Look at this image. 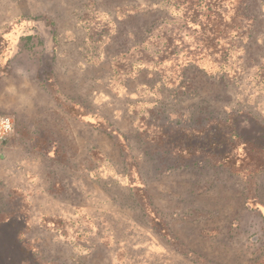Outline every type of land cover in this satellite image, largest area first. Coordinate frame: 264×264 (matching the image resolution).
<instances>
[{"label":"rangeland","instance_id":"rangeland-1","mask_svg":"<svg viewBox=\"0 0 264 264\" xmlns=\"http://www.w3.org/2000/svg\"><path fill=\"white\" fill-rule=\"evenodd\" d=\"M134 1L157 2L0 0V115L15 117L16 133L0 143V170L11 169L10 186L28 188L33 223L57 213L72 224L63 222L66 237L37 228L30 235L41 236L48 264H264V169L253 152L240 149L248 152L247 169L234 172L213 157L217 151L181 158L156 142L158 131L227 118L226 132L257 136V124L264 125V0H245L251 24L232 38L223 67L188 61L173 85L142 68L121 88L114 57L141 45L147 29L168 16L158 7L132 12ZM34 21L43 30L23 37ZM14 27L17 48L2 47ZM175 33L193 42L184 29ZM50 72L53 88L45 80ZM70 100L104 115L128 145L68 112ZM40 133L55 141L60 158L34 148ZM8 197L0 191V207H9Z\"/></svg>","mask_w":264,"mask_h":264},{"label":"trees","instance_id":"trees-1","mask_svg":"<svg viewBox=\"0 0 264 264\" xmlns=\"http://www.w3.org/2000/svg\"><path fill=\"white\" fill-rule=\"evenodd\" d=\"M245 4V0H164V5L170 9L169 17L151 26L147 38L141 45L136 46L132 50L133 52L115 58V73L127 74L128 70L131 71L132 65L137 64L133 63V60L134 62L149 61L159 68L166 83L173 85L181 78V67L188 61L205 62L210 67H223L228 59L229 50L232 48V38L244 34L250 27L251 21ZM33 24H35L33 30L23 37L35 39L36 32L43 30L41 24L36 21ZM175 29H184L185 34L187 32L193 36V42L186 43V38L182 34L176 37ZM14 30L15 32L6 38L8 40L2 43V47L12 44L13 49L17 48V39L21 37L20 27H14ZM45 33L53 38L56 37V33H52L49 28ZM183 42L184 46L180 45ZM50 44L46 42L45 46L50 48ZM53 62L54 59L51 57L47 64L52 66ZM45 80L49 81V85L53 88L52 72ZM64 106L72 115L108 132L119 139L123 146L128 145L126 134L115 128L107 119L93 115L72 100L64 103ZM233 121H235L232 123L235 127L237 124L246 127L244 120ZM230 125V118H227L216 120L204 127L158 131L156 142L161 146L172 148L181 158H190L201 150L217 151L218 154H213L215 155L213 157L222 161L234 172H242L246 168L244 158L247 157L248 152L244 156L239 153L240 149L243 152L246 149L253 152L254 165L261 170L264 169V144L260 143V141L264 142V125L257 124L259 129L253 130L256 137L238 135L237 132L234 134L226 132V127ZM249 129L252 130L250 126ZM15 136L14 130L11 137L15 138ZM36 141L35 149L44 148L53 158L61 157L57 150L58 145L55 144V141L52 143L47 141L45 133H40ZM45 144L48 146L44 147ZM254 153L263 155L255 157ZM125 159L129 163L128 172L132 176L136 173V169L133 164L131 165L133 161L131 154L126 153ZM239 161L243 163L239 165ZM133 187L135 186L133 185ZM138 187L142 188L140 185ZM26 196V192L16 189L12 199L14 207L19 201L24 203V206L9 212H0V264H48L39 251V247L23 236L24 231L28 228L29 216ZM145 208L147 209L146 205ZM52 222H55V219L48 225H51ZM57 224L64 226L61 220L57 221ZM160 230L171 242L176 241L168 229L162 226ZM262 258L264 259V253Z\"/></svg>","mask_w":264,"mask_h":264},{"label":"crops","instance_id":"crops-1","mask_svg":"<svg viewBox=\"0 0 264 264\" xmlns=\"http://www.w3.org/2000/svg\"><path fill=\"white\" fill-rule=\"evenodd\" d=\"M132 12H136V13H141V12H144L146 10H149L153 7H158L162 10H166L167 12V15L166 17H169V14H170V9L168 7H166L164 5V0H157L156 4H153V3H142V2H138V1H134L132 2ZM154 5V6H153ZM153 26V25H152ZM151 27H149L146 31V35L145 37L142 39L141 43L143 42V40L145 38H147L148 36V30L150 29ZM136 46H134L132 49H129L128 51H125V52H121L120 54H118L117 56L114 57V60L115 58L119 57L120 55L122 54H129L130 52H133L132 50L135 48ZM114 60H113V67H114ZM133 63H137V64H133L132 65V68H131V71L128 70L127 74L125 73H115V70H114V74H113V78H114V82L117 86L121 87V88H126L127 86V83L128 81L130 80H133L136 78V73L140 70H142V68H151L150 70H156L159 72L160 74V77L163 79L164 83H166V80L163 78V75L161 74V71L159 70V68H157L156 66H154L151 62L149 61H141V62H134L133 60ZM168 85V84H167ZM86 109V108H85ZM88 112L92 113L93 115L99 117V118H103V119H107L104 115L98 113V112H94V111H91V110H88L86 109ZM130 113L134 114V116L136 117L137 114L139 113L136 109V105H131L130 107ZM85 121V120H84ZM109 121V120H108ZM86 123H88V121H85ZM114 126V125H113ZM115 127V126H114ZM117 128V127H115ZM118 129V128H117ZM119 131H121L120 129H118ZM2 144V142H0ZM0 144V145H1ZM2 146V145H1ZM3 154H1V151H0V160H2ZM10 175H11V169H5V170H0V182L2 183L0 185V191L2 192V194L4 195V192L7 196H9V201H10V205L9 207H4L3 206V203L0 207V212H9L11 210H15V209H18V208H21L24 206V203H21L18 199V203L15 204L16 207H14V200L13 199V196L15 194V190H21L23 192H26L27 193V196L29 195V190H27L28 188L24 189L25 187H23L22 185L18 184V185H13V186H10ZM3 182L5 184H3ZM50 192L53 194L54 192L50 190ZM49 192V193H50ZM56 192V191H55ZM50 193V194H51ZM26 196V197H27ZM6 198V196H5ZM4 198V200H5ZM28 201V200H27ZM28 213H29V216H28V228L24 231L23 233V236L27 237L29 240H31L32 242H34V244H36L38 247H39V251L42 253L43 252V248H42V245L40 244L41 243V236H36L35 234L33 235H30V232L33 228H37L38 230L40 231H47L49 233H55V235H63L66 237V235L68 234L67 233V230L63 228V226L61 224H57V221L61 220V222H65V224L69 227L72 228V224L68 223V220H67V217H64L62 215H59L57 213H51V214H48V213H41L38 220L35 221L33 223L32 221V214L33 213L31 211V205L29 204L28 205ZM55 219V222H52L51 225H48L50 223V221H54ZM72 230V229H71ZM72 236V235H71ZM70 236V237H71ZM55 238V237H54Z\"/></svg>","mask_w":264,"mask_h":264},{"label":"built area","instance_id":"built-area-1","mask_svg":"<svg viewBox=\"0 0 264 264\" xmlns=\"http://www.w3.org/2000/svg\"><path fill=\"white\" fill-rule=\"evenodd\" d=\"M15 129V117L13 115H0V142L8 141Z\"/></svg>","mask_w":264,"mask_h":264}]
</instances>
